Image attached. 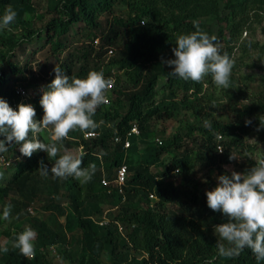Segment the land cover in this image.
<instances>
[{"label":"trees","instance_id":"obj_1","mask_svg":"<svg viewBox=\"0 0 264 264\" xmlns=\"http://www.w3.org/2000/svg\"><path fill=\"white\" fill-rule=\"evenodd\" d=\"M34 1L0 0V15L11 6L17 12L11 27L25 31L18 39L15 35H6L5 30L0 31V97L14 109L18 107L21 97L16 87L10 85V80L14 76L22 85L28 84L29 64L22 68L11 60L16 51L21 48L26 52L23 47L33 42L42 44L40 47H50L49 54L70 80L72 76L85 78L92 70H102L106 78L114 79L115 86L110 104L97 108L94 119L99 127L87 130L97 132V137L86 139L84 132L77 128L63 141L56 142L59 148L56 158L64 154L63 144L83 148L82 167L89 163L96 167L90 181L81 183L73 177L42 175L41 162L50 169L56 159L42 150L31 157L23 156L11 177L4 176L7 181L0 183V214L5 205L11 204L13 222L23 226L29 221L25 211L28 205L46 194L52 198L44 208L54 213L57 220L55 228L51 229L47 222L36 219L32 259L13 247L17 234L24 228L14 233L6 232L10 240L6 245L0 244V249H7L0 251V264H52L44 252L49 244L57 245L61 257L71 264H102L103 254L109 256V264H258L249 249L231 258L219 255L218 237L212 229L218 212L208 207L205 192L182 186L176 180V173L188 179L197 166L215 168L222 173L225 165L236 162L230 156L240 149L250 130L245 124L216 120L214 113L224 107L217 99L206 97L203 93L205 82L170 77L168 72L172 68L163 61L174 58L172 49L176 46L177 35L196 30L194 21L212 36L203 19L219 15L223 2L224 9L229 12L224 19L229 21V26L219 30L216 43L237 41L246 30L249 12L255 11L256 16L264 12V0H58L49 9L54 17L40 29L31 28L27 18L36 12ZM120 4L126 9L117 14ZM123 36L126 38L125 54L109 56L110 49L115 51L111 46ZM219 48L231 58V46ZM206 77L211 79L210 75ZM161 79L164 92L157 101ZM41 96L42 93L33 100L37 120L43 117ZM194 97L205 102L202 116L211 123V128H196L201 136V140L194 141L196 148L190 152L183 150L185 139L179 134L160 140L161 144L151 143L153 131L148 119L161 118L162 114L172 118L181 108L198 113V106L191 102ZM250 110L248 115H257L261 121L257 126L258 136L264 140V127H261L264 106ZM135 123L141 134L131 136V146L124 149L117 138L125 139ZM218 134L230 138L228 143L221 142L222 153L218 152L219 143L215 141ZM39 137L45 143L51 142L41 133ZM16 147L13 142L8 152L0 155L11 159L9 154ZM169 155L174 157L166 161ZM123 164L127 166L128 178L124 194H120L118 189L105 186L102 181L104 178L114 180ZM154 167L160 170L153 172ZM55 198L66 203L62 205ZM114 200L119 202L118 209L120 206L121 209L105 222L103 203ZM63 216L69 224H60L58 217ZM222 218L227 222V218ZM72 221L80 234L69 237L67 226ZM75 247L78 249L74 250Z\"/></svg>","mask_w":264,"mask_h":264},{"label":"clouds","instance_id":"obj_2","mask_svg":"<svg viewBox=\"0 0 264 264\" xmlns=\"http://www.w3.org/2000/svg\"><path fill=\"white\" fill-rule=\"evenodd\" d=\"M16 17V10L7 7L0 15V31L9 29ZM193 23L195 31L177 35L176 46L172 49L174 58L163 61L172 67L168 75L193 82H201L210 75L217 87L229 89L234 61L227 53L221 52L214 35L202 31L198 21ZM54 71L55 78L44 86L39 101L43 108L40 120L35 119L36 109L32 104L20 101L14 109L5 98L0 97V137H3L0 139V153L8 152L14 142L19 145L23 156L31 157L34 152L42 150L48 157L56 158L59 151L56 142L67 138L70 131L78 128L85 137L88 132H93L87 130L99 127L94 116L100 105L109 102L107 93L113 85L111 78H106L102 70H92L85 78L72 76L70 80L58 65ZM246 123L250 124L251 120ZM204 126L211 128L210 121L205 120ZM49 127L51 142L45 143L39 134ZM1 156L10 162L4 168L10 169L12 160L5 154ZM236 158L230 156V159ZM82 164L83 155L77 157L66 151L54 160L50 169L41 162L39 170L44 176L73 177L86 183L93 178L96 167L94 163L84 167ZM217 180L218 185L206 195L208 207L227 217V222L214 226L219 255L231 258L249 249L261 264L264 262V158L258 159L255 166L246 172L233 170L230 175H219ZM11 208V204L5 205L0 219L8 220ZM36 235L35 229L26 226L17 234L13 247L22 255L31 257L35 251Z\"/></svg>","mask_w":264,"mask_h":264},{"label":"rangeland","instance_id":"obj_3","mask_svg":"<svg viewBox=\"0 0 264 264\" xmlns=\"http://www.w3.org/2000/svg\"><path fill=\"white\" fill-rule=\"evenodd\" d=\"M57 1L58 0H35L34 4L36 12L27 17L30 20V27L40 29L42 26H45L55 15L50 12L49 9L54 7ZM125 9L126 6L124 4H120L117 6L116 13L121 14V12ZM228 13L229 12L224 9L223 2L221 3L219 9V15H212L203 19L207 30H209L212 35L217 36L221 28L225 29L229 26V21L224 20ZM219 17L222 18V21L219 20ZM249 17L250 20L248 21L246 30L237 41L232 40L227 43L225 40L218 44L219 47L231 46L232 48L231 59L234 61V64L231 74V87L229 89L219 88L213 83L212 79L206 77L203 79L205 82L203 93L206 97H213L215 100L217 99L224 107V109L214 113V118H216V120L237 123L239 125L245 124L250 130V134L243 139L240 149H237L236 151L234 150L233 154L237 157L235 159L236 162L225 165L221 171L222 173L215 170V168L210 169L201 166L194 168L188 179H184L181 173H176L177 182L182 186L187 185L193 190L207 193V191L213 190L218 185L217 177L219 175L225 173L230 175L233 170L246 172L255 166L258 159L264 158V140H261L258 136L257 129V126L261 121L258 120L257 115H248L251 111L250 109H258L261 106H264V12H260L259 15L256 16L255 11H251L249 12ZM230 19L231 18L229 17L228 20ZM79 26L81 28L83 25L81 24ZM5 31L8 32L6 35H15L16 39L25 33V31H21L20 29L13 28L11 26ZM125 42L126 38L123 36L120 38V41L111 46L115 50V54H113L114 56L125 54V50L123 48ZM41 45L42 44L40 43L36 44V42L27 43V45L23 47L26 49V52H23L20 48L15 52L11 60L14 64L22 68L26 63L29 64V69L27 71L29 76L28 84L22 85V83L15 79L12 75L13 77H11L10 85L15 87L23 86L26 94L21 99V102L24 104H32L34 107V98L41 94L44 86H47L54 79V69L58 64L55 58L49 54L50 47L47 46L44 48L40 47ZM106 60L107 57L104 59V62ZM46 63L47 67H45ZM168 68L172 67L168 66ZM114 86L115 81L113 79V85L108 90L107 94L110 102L113 97L112 91ZM163 86L164 81L161 79L157 86V90L159 92L156 97L157 101L161 98V95L164 92ZM191 102H193L195 106H198V113H193L191 110L181 108L174 113L172 118H169L166 114H162L161 118L153 117L152 119H148V125L153 131L150 142L153 143L175 134H179L184 136L185 139V148L183 150H187L188 152L194 150V148H196L194 141H197V139L201 140V136L199 132L196 131V128L204 126L205 120L202 115L206 109L203 108L205 102L198 100V97L192 98ZM201 108H203V110H201ZM249 120H251V123H246V121ZM41 134L44 138H50L51 128L49 127V129H45ZM216 140L217 143H219L218 152L222 153L224 149L221 142L223 141L228 143L230 142V138L228 136L218 134L215 141ZM142 148L143 147H141V149ZM66 151L78 157L83 153V148L63 144L62 152L65 154ZM9 156L12 160L13 167L11 166L10 169H6L4 168L7 167L5 164L3 166L0 165V183H5L7 181L4 178L5 175H7L8 178L11 177L15 171V165L22 160L23 155L19 151V145H17L16 149L11 152ZM173 157L174 155L166 156L165 160L169 161V159H172ZM152 170L153 172H156L159 171L160 168L154 167ZM10 196L13 197V194ZM51 198L52 197L44 194L34 202L30 203L25 210L28 217L26 220L29 221L25 222L23 226H20L18 222H13V218L11 216L4 222L0 221V244L6 245L9 242L10 238L6 232L14 233L16 229H25L26 226H30L36 230V219L47 222L51 229L55 228L54 222L57 220V217L55 218V215H53L54 213H51L50 210H45L44 208L45 205L51 201ZM55 200L62 205L66 203L65 200L59 198H55ZM152 200H155V198H152ZM118 204L119 202L117 200H114V202L108 201L107 203H103L102 208L106 218L105 222H109L111 217L114 218L119 213L121 206L118 209ZM172 207L173 206L170 205L168 206L170 209H172ZM31 211L34 213L31 214ZM69 211L70 210L68 209V212ZM216 215L217 217H215V223L212 226L213 231L215 225L226 222L222 218L225 216L221 212H218ZM58 220L62 225L66 224V222L69 224L66 216L58 217ZM67 227V234L69 237L80 234L75 222L72 221L70 226ZM75 249L76 247L74 250ZM44 252L47 256V260L52 264H71L69 260H65L61 257L58 247L55 244L47 245ZM79 252L81 251L79 250ZM133 255L138 258L142 257L141 254L133 253ZM101 262L102 264H109V256L107 254H103Z\"/></svg>","mask_w":264,"mask_h":264},{"label":"built area","instance_id":"obj_4","mask_svg":"<svg viewBox=\"0 0 264 264\" xmlns=\"http://www.w3.org/2000/svg\"><path fill=\"white\" fill-rule=\"evenodd\" d=\"M143 24V22H142ZM109 56L114 54V51L112 49L109 50L108 52ZM113 81V79H112ZM17 93L21 96V98H23L26 94L25 90L22 87H17ZM110 104V100L107 104L105 105H109ZM17 104H15L16 106ZM141 134L139 126L135 123L133 124L131 130L129 131V133L127 134L125 139L122 138H117V142H120L123 144L124 149H128L131 146V141H130V137L131 136H136L139 137ZM98 134L96 132H88V134H85V137L87 139L90 138H94L96 137ZM158 142L161 144V141L158 140ZM0 162L2 165H6L9 166L10 162L6 161V158L4 156L0 155ZM128 178V171H127V166L125 164L121 165L118 170H117V174L114 180L110 181L107 178H104L102 181V184L105 186H113L116 189H118L120 194H124V186L126 185V180ZM151 198H154L153 195L150 196ZM34 212L31 211V214H33ZM30 259L33 258V255L31 257H29Z\"/></svg>","mask_w":264,"mask_h":264}]
</instances>
